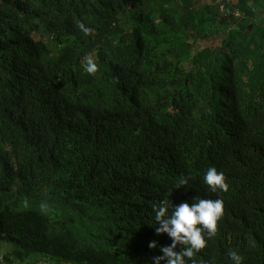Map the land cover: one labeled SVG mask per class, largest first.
Here are the masks:
<instances>
[{
	"label": "trees",
	"instance_id": "trees-1",
	"mask_svg": "<svg viewBox=\"0 0 264 264\" xmlns=\"http://www.w3.org/2000/svg\"><path fill=\"white\" fill-rule=\"evenodd\" d=\"M226 5L241 15L218 0H0L5 264H153L171 239L152 205L217 196L218 232L192 259L264 264V0ZM209 166L227 192L203 183Z\"/></svg>",
	"mask_w": 264,
	"mask_h": 264
},
{
	"label": "clouds",
	"instance_id": "clouds-1",
	"mask_svg": "<svg viewBox=\"0 0 264 264\" xmlns=\"http://www.w3.org/2000/svg\"><path fill=\"white\" fill-rule=\"evenodd\" d=\"M220 9L223 6L226 10L221 11L224 14H234L239 17V10L232 8L231 10L226 5V2H235V0H218ZM77 27L80 31L88 36L93 29L85 23L78 21ZM252 27V26H250ZM98 64L92 56L86 58L84 71L90 75L97 73ZM185 177H180L175 183V188L187 184ZM203 183L207 185L211 192H227L229 183L223 171H218L215 166H209L203 173ZM155 220V232L165 233L171 239V243L160 246V255L153 257V264H196L194 258L197 253L204 249L208 243L207 238L215 236L218 232V221L224 215V201L217 198H192V202L187 200L181 201L178 204H173L169 199H164L158 204L152 205ZM179 245V248H178ZM149 248L157 246V241L149 242ZM3 253V250L0 249ZM4 254V253H3ZM228 257L231 264H243V255L235 250L228 251ZM5 258V256H4ZM41 264H50L48 260H40ZM0 264H5L0 263Z\"/></svg>",
	"mask_w": 264,
	"mask_h": 264
},
{
	"label": "built area",
	"instance_id": "built-area-1",
	"mask_svg": "<svg viewBox=\"0 0 264 264\" xmlns=\"http://www.w3.org/2000/svg\"><path fill=\"white\" fill-rule=\"evenodd\" d=\"M221 9L227 12V10L223 6H221ZM4 261V254L0 251V263H4Z\"/></svg>",
	"mask_w": 264,
	"mask_h": 264
}]
</instances>
